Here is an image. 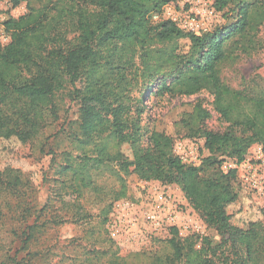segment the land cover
I'll use <instances>...</instances> for the list:
<instances>
[{"label":"trees","instance_id":"1","mask_svg":"<svg viewBox=\"0 0 264 264\" xmlns=\"http://www.w3.org/2000/svg\"><path fill=\"white\" fill-rule=\"evenodd\" d=\"M26 1L0 0L13 7ZM237 2L215 0L213 6L217 13L228 17L229 7ZM53 3V8L30 9L26 15L4 23L11 41L5 47L0 41V139L27 142L37 131L31 112L36 114L57 91L71 84L76 97L81 98L85 137L92 139L109 133L119 148L128 144L132 151L129 158L122 148L110 153L105 146L98 145L94 155L79 157L76 172L82 186L91 184L93 171L118 179L135 174L143 181L177 185L205 223L222 236V244L227 245L233 237L239 238L246 245L249 263L256 264L252 262L251 241L257 232L245 234L230 224L226 208L238 198L234 188L237 171L224 173L221 170L224 161L220 157L226 156L240 165L253 145L264 149V88L234 90L222 81L221 73L238 49L242 52L250 49L253 36L264 26V0L240 3L236 23L201 36L183 31L171 21H152L153 15L161 14L165 6H175L176 0H56ZM112 45L117 46L114 51ZM104 50L110 58L104 64L119 75L116 82L108 75L114 73L105 71L102 65ZM136 59L141 63L140 75L136 68L135 73L126 76ZM140 78L143 86L161 82V90L173 96L207 91L215 98L216 110L233 127L241 129L239 136L204 131L198 127L203 112L195 109L194 135L204 139L200 151L202 165L216 167L213 177L202 178L201 168L186 165L174 156L172 139L164 133L151 134L149 149L139 145L143 107L141 101L136 107L131 104L129 88L138 85ZM170 79L173 80L168 83ZM84 82L82 90L76 88L77 83ZM72 166L61 168L62 175L68 174ZM12 174V170L0 172V184ZM16 180L20 182L18 177ZM31 238L29 235L26 240ZM171 243L177 259L182 260L179 243L174 240ZM213 253L211 256L216 255ZM2 264L32 263L13 260ZM195 264L217 263L206 255ZM219 264L245 262L226 259Z\"/></svg>","mask_w":264,"mask_h":264},{"label":"rangeland","instance_id":"2","mask_svg":"<svg viewBox=\"0 0 264 264\" xmlns=\"http://www.w3.org/2000/svg\"><path fill=\"white\" fill-rule=\"evenodd\" d=\"M55 1L27 0L18 7L0 2L1 44L5 47L11 41L10 34L5 32L6 21L20 18L30 9L53 8ZM186 1L194 2L199 8L205 5L197 0H177L186 11L193 8ZM255 1L238 0L229 7L228 17L221 13L207 15L199 19L200 24L209 32L228 27L238 21L240 3L245 5ZM210 2L212 4L208 5L213 6L215 0ZM251 45L247 52L238 49L233 60L222 70V81L234 90L264 88V26L255 33ZM112 47L113 51L117 48L116 45ZM103 55L104 70L114 73L108 75L116 82L119 75L104 64L110 59L105 50ZM134 67L127 69L125 75L135 73L136 68L140 75L139 59L135 60ZM85 85V82L77 83L76 88L82 90ZM146 85L143 86L140 78L138 85L129 88L131 104L136 107L141 101L143 107L139 118L142 129L139 145L149 149L151 134L154 131L164 133L172 139L174 156L186 165L201 168L202 178L213 177L217 173L216 167L202 165L200 151L204 139L194 135L195 109L203 112L198 127L204 131L216 134L230 132L239 136L241 129L233 127L216 110L215 98L207 91L173 96L161 90V82ZM74 90L71 84L65 85L47 106L39 108L36 114L31 112L37 131L27 142L21 143L16 138L0 139V172L13 171L0 184V264L13 260L32 264H195L206 255L217 264L226 259L252 264L248 260L246 245L241 244L239 238L233 237L227 245L222 244V236L207 224L204 237L181 238L170 232L146 240L137 239L135 244L113 240L106 229L111 205L122 199L142 198L144 189L149 190L152 185L171 186V192L183 204L192 205L179 186L143 181L135 174L118 179L93 171L91 184L82 186L76 172L79 157L94 155L98 145L105 146L110 153L122 148L129 158H132V151L128 144L119 148L109 133L92 139L85 137L80 112L82 102ZM220 159L224 161L221 165L224 173L231 169L237 171L234 188L238 198L226 208L230 224L245 234L257 232V237L251 241L252 262L264 264V149L253 145L240 165L226 156ZM72 164L69 173L62 175L61 168ZM9 185L17 186L11 188ZM196 213L204 221L200 213ZM29 235L32 238L26 240ZM172 240L179 243L182 260L177 259ZM213 252L216 255L211 256Z\"/></svg>","mask_w":264,"mask_h":264},{"label":"built area","instance_id":"3","mask_svg":"<svg viewBox=\"0 0 264 264\" xmlns=\"http://www.w3.org/2000/svg\"><path fill=\"white\" fill-rule=\"evenodd\" d=\"M197 1L205 5L199 8L194 2L186 1L187 5L193 6L190 11H186L176 0L175 6H165L161 14L152 16V21L154 23L171 21L183 31L201 36L209 31L201 26L199 19L207 15L213 16L217 12L214 6L208 5L211 0ZM152 186L153 188L149 190L144 189L142 198L122 199L113 203L106 224V229L113 240L135 244L137 239L146 240L150 237L168 235L170 232L181 238L206 236L208 230L206 223L200 220L192 206L183 204L171 192V186Z\"/></svg>","mask_w":264,"mask_h":264}]
</instances>
